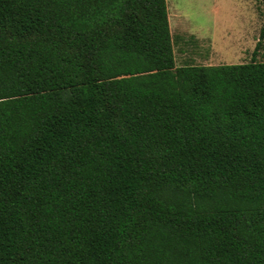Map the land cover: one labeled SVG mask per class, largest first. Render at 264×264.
<instances>
[{"label":"trees","instance_id":"1","mask_svg":"<svg viewBox=\"0 0 264 264\" xmlns=\"http://www.w3.org/2000/svg\"><path fill=\"white\" fill-rule=\"evenodd\" d=\"M0 264H264V60L175 65L166 0H0Z\"/></svg>","mask_w":264,"mask_h":264},{"label":"rangeland","instance_id":"2","mask_svg":"<svg viewBox=\"0 0 264 264\" xmlns=\"http://www.w3.org/2000/svg\"><path fill=\"white\" fill-rule=\"evenodd\" d=\"M166 6L175 65L264 60L260 1L166 0Z\"/></svg>","mask_w":264,"mask_h":264}]
</instances>
